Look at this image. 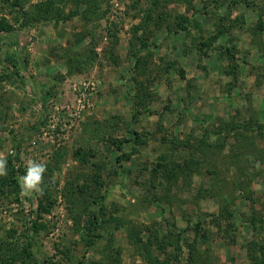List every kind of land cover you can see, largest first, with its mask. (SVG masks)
I'll return each mask as SVG.
<instances>
[{
  "label": "rangeland",
  "instance_id": "1",
  "mask_svg": "<svg viewBox=\"0 0 264 264\" xmlns=\"http://www.w3.org/2000/svg\"><path fill=\"white\" fill-rule=\"evenodd\" d=\"M1 18L0 264H147L127 235L151 226L197 237L201 264H251L264 0H0ZM29 161L42 193L22 192Z\"/></svg>",
  "mask_w": 264,
  "mask_h": 264
},
{
  "label": "trees",
  "instance_id": "2",
  "mask_svg": "<svg viewBox=\"0 0 264 264\" xmlns=\"http://www.w3.org/2000/svg\"><path fill=\"white\" fill-rule=\"evenodd\" d=\"M15 5H18L19 0H14ZM153 1L152 3H154ZM43 13H46L49 15L50 13V3L47 2L44 4V11ZM261 23V22H259ZM11 25L8 21H6L4 18L0 19V32L7 33L11 31ZM18 60H16L14 63H17ZM139 138L135 137L134 142L138 143ZM115 142V141H113ZM122 143L118 142L116 143V148L119 150H122L121 145ZM127 158V154L125 152H121V154L117 157L118 160H121L123 158ZM15 159V157H12ZM39 208H41L40 203L38 204ZM229 214V213H228ZM97 217L95 213H92L89 218V224L91 225L92 230L95 229V221H97ZM224 222L225 227L221 225L219 221H216L214 224L215 227L224 229V235L225 238L231 237V232L233 231L234 226L236 225L233 223L230 217H224L221 213L220 216ZM95 219V221L93 220ZM230 219V220H229ZM249 222V221H248ZM261 219H251L250 225L252 226L253 231L257 230V225L261 224ZM264 224V221H263ZM262 224L261 229L264 230V225ZM31 229H34L37 227L36 223L34 221L31 222ZM197 226L191 227V229H194V233L199 235L200 231L199 229L195 228ZM130 230V229H129ZM146 233H148L147 239L144 242L142 239H139L137 235V231L133 232L130 231V233L127 235V240L129 244H131L135 249V253L139 254L140 257L147 263V264H199L201 261H198L201 258V253L203 250L196 247V238L192 240L190 243L184 242V237L181 234V231L176 232L174 230H168L165 232V234H161L158 230L151 227H145ZM154 235V236H152ZM98 236V235H97ZM262 241V242H260ZM155 242V244H154ZM185 244V245H184ZM247 251H248V259L250 260L251 264H264V235L262 237H259L258 235H253L250 242L246 245ZM170 247L172 251H168L167 248ZM184 247H186V252ZM24 251L27 257L34 260L35 263H39L38 260L35 259V257L32 254L31 251V241L29 238H27ZM160 252L163 255V259H159L157 254ZM204 253V252H202ZM181 257V258H180ZM181 260V261H180ZM201 260V259H200ZM44 264H56V263H44ZM112 264V263H111ZM201 264V263H200Z\"/></svg>",
  "mask_w": 264,
  "mask_h": 264
},
{
  "label": "clouds",
  "instance_id": "3",
  "mask_svg": "<svg viewBox=\"0 0 264 264\" xmlns=\"http://www.w3.org/2000/svg\"><path fill=\"white\" fill-rule=\"evenodd\" d=\"M46 171L43 163L29 161L26 173L20 178V184L24 195H30L33 192L42 193L40 187L42 183V174ZM7 175L6 162L0 160V177Z\"/></svg>",
  "mask_w": 264,
  "mask_h": 264
}]
</instances>
